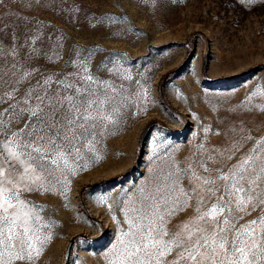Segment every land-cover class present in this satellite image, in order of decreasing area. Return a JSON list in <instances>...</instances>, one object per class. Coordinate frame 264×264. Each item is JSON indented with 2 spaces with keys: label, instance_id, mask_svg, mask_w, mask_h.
Masks as SVG:
<instances>
[{
  "label": "rangeland",
  "instance_id": "obj_1",
  "mask_svg": "<svg viewBox=\"0 0 264 264\" xmlns=\"http://www.w3.org/2000/svg\"><path fill=\"white\" fill-rule=\"evenodd\" d=\"M12 9L45 25L46 38L60 37L58 64L38 61L49 72L64 71L74 48L90 50L89 71L121 94L114 122L66 179L25 193L46 225L31 264H109L128 228L125 209L168 163L201 144L223 150L237 138L264 139V0H21ZM262 215L264 206L244 219Z\"/></svg>",
  "mask_w": 264,
  "mask_h": 264
},
{
  "label": "snow or ice",
  "instance_id": "obj_2",
  "mask_svg": "<svg viewBox=\"0 0 264 264\" xmlns=\"http://www.w3.org/2000/svg\"><path fill=\"white\" fill-rule=\"evenodd\" d=\"M20 2L0 0V264H31L40 254L46 225L25 193L66 179L121 107L116 86L89 71L90 50L74 48L76 59L61 72L38 63L58 64L63 45L12 9ZM241 140L254 146L242 151ZM262 206L264 139L237 138L223 150L201 144L191 158L168 163L125 209L128 228L109 264H264V215L244 219ZM189 208L188 219L169 227Z\"/></svg>",
  "mask_w": 264,
  "mask_h": 264
}]
</instances>
